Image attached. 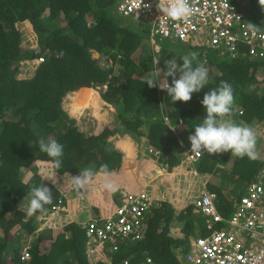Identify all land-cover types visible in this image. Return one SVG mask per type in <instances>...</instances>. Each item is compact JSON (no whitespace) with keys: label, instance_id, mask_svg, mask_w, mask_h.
Listing matches in <instances>:
<instances>
[{"label":"trees","instance_id":"obj_1","mask_svg":"<svg viewBox=\"0 0 264 264\" xmlns=\"http://www.w3.org/2000/svg\"><path fill=\"white\" fill-rule=\"evenodd\" d=\"M235 1L247 13L253 12L252 18L264 28V10L258 0ZM115 2L0 0V264H8L7 237L29 218L19 206L22 201L27 205L32 187L44 185L51 190L53 201L44 206L47 211L63 196L59 184L67 175L72 178L85 168L97 174L103 164L108 165L111 173L120 169L125 156L113 145L114 134L127 133L138 143L144 141L147 151L158 150L160 162L169 166L179 164L178 138L169 125L173 127L183 118L187 106L195 102L191 99L173 104L158 85L148 87L144 76L155 68L154 57L160 58L156 67L166 70V60L172 59L180 66L184 55L198 53V61L208 69L209 79L203 94L217 88L221 81H227L233 88L231 115L223 119L245 125L264 123V60L252 57L242 46L232 56L227 51L220 53L218 47L194 46L190 41L168 38L156 39L155 50L156 45L149 41V25L145 26L143 19L119 15ZM21 23L30 26L34 34L32 44L23 42ZM139 49L135 59L133 55ZM95 52L109 54L111 61L106 69L93 58ZM37 57H44V61L36 66L32 77H17L18 63ZM114 66L119 68V74L112 75L103 87V76L112 74ZM259 72H262L261 78ZM167 79L171 84L172 77ZM81 87L95 88L102 107L115 109L110 122L91 134L80 129L62 108L67 94L76 91L72 99H82L87 88ZM84 101L78 107L85 105ZM158 107L162 112L155 111ZM164 118L167 120L164 129L149 123ZM203 119L200 117L199 122ZM147 122L149 127L145 131L143 126ZM40 138L46 142L55 139L64 146L59 169L39 150ZM231 156L230 152H202L193 165L198 166L195 169L201 175L212 174L216 171L214 166L224 167ZM235 161L234 168L250 172V179L246 174L242 176L248 181L254 180L264 167V156L255 160L237 157ZM38 163L46 165L55 179H50L49 172L42 171ZM207 186L216 193L219 212L229 217L235 198L220 186ZM175 221L182 223L177 233L171 226ZM194 224L191 205L177 209L163 200L157 202L144 220L143 238L123 244L120 250L109 254L108 262L88 261L84 232L76 223H71L53 242L43 239L38 248L30 250L28 260L20 264H118L126 258L135 263L146 255L159 264H180L189 249Z\"/></svg>","mask_w":264,"mask_h":264},{"label":"built area","instance_id":"obj_2","mask_svg":"<svg viewBox=\"0 0 264 264\" xmlns=\"http://www.w3.org/2000/svg\"><path fill=\"white\" fill-rule=\"evenodd\" d=\"M190 2L195 12L187 21L163 18V13L157 8L158 0H116L115 9L121 16L143 19L148 23L151 44L156 45V39L166 38L190 41L194 46H222L232 56L242 46L252 57L264 60V28L248 16L235 0ZM248 23L256 25L257 29L251 31ZM157 48L156 45L155 50ZM104 53L105 60L110 63L109 54ZM39 61L43 58L40 57ZM190 148V143L183 144L182 157L193 167L202 153H191ZM148 152L162 172H166L165 165L159 161L160 152L154 149ZM122 164L128 168L131 166L130 171L134 169L133 160L126 155ZM190 172L198 175L194 168ZM119 193L121 201L111 212L90 218L80 225L89 254L98 255L104 246L117 251L121 243L135 242L144 236L143 222L156 206V197L147 190L146 184L121 188ZM215 201L216 193L204 183L192 205L193 212L205 218V228L201 234L189 238V249L180 264H264V167L254 180L246 184L245 193L236 197L229 217H224L217 210ZM50 211L54 214L66 211L64 196L58 198ZM29 257L30 250L25 248L20 260L26 261ZM121 264L130 263L125 259ZM136 264L159 263L146 255Z\"/></svg>","mask_w":264,"mask_h":264},{"label":"crops","instance_id":"obj_3","mask_svg":"<svg viewBox=\"0 0 264 264\" xmlns=\"http://www.w3.org/2000/svg\"><path fill=\"white\" fill-rule=\"evenodd\" d=\"M94 59L97 61L96 57ZM101 68L104 69V67ZM106 80H108L107 73H105L101 82ZM81 88H88L82 99L76 102L72 99L71 94H67L63 97L62 108L67 112L69 117L76 120L78 127L81 125L82 130L91 134L96 132L100 125H106L110 122L111 112H115V109L113 107L105 109L101 108L98 104V96L100 94L93 87ZM204 89L205 88L201 89L199 92L200 96H198V93L197 95L194 93L192 94V100L193 103H195L194 105L191 104L190 106H187L183 118L179 119L181 122L178 121L174 127L168 124L169 129L175 131L178 138L180 157L178 165L169 166L167 163L163 162L166 167V172H162L161 167L150 158V154H148L146 150L144 141L138 143L127 133L122 135L118 133L114 134L111 136L113 145L115 148L119 149L124 156L126 155V157L133 160L134 167V169L130 171L131 166L128 168L122 164L117 172L112 173V178L115 180L118 190L115 192L105 190L102 187L104 182L102 174L98 173L94 176L93 181L88 184L85 189L80 191L73 188L71 184L72 178L70 176L67 175L65 178H62V182L59 185L65 198L66 211L54 214L47 210L43 213L38 212L33 216H29L23 226L16 229L7 237L6 262L8 264H20V256L25 248L34 250L40 246L39 244L43 239H48L50 242H53L56 235L65 231L67 226L71 223H76L78 225L84 223L90 218L99 217L111 212L121 201V195L119 193V189L121 188H130L146 184L147 190L152 195L154 194L157 196L156 198L161 200L167 199V201L171 202L173 205L175 204L174 206L177 208V206L182 207L187 203L191 204L200 194L201 187L204 183L207 184L208 182V184L219 185L217 179L219 182L221 181V173L218 174L219 172H217V170L214 171V174H205L202 175L203 177L199 175V177L201 176L200 181L202 182L196 183L190 188L192 194H189L188 199L185 200L190 190L187 189V186L189 187L191 185L189 179L191 175L188 169L185 170V166L183 167L179 165L185 161L182 157L183 144L190 143L188 137L194 132V127L200 123V117L202 119L205 114V110L200 103L203 99ZM75 92L76 91H74L73 94ZM83 100H85L84 102L86 104L78 107V104L83 102ZM155 111L162 112V109L158 107ZM80 121H82V123H79ZM149 123L156 124L164 129V125L167 124V121L164 119H154ZM149 123L147 122L144 124L143 130L147 131ZM234 123L242 125L238 122ZM254 126H256L253 128L254 131L262 135L261 140L264 142V127H261L260 124L258 126L255 124ZM258 140H260V138H258ZM259 156H264V150L261 148ZM40 167H43L44 170L47 169V166L44 164H40ZM188 167L190 168L191 166L187 165V168ZM224 167L221 166L220 168ZM233 189L234 188L231 187V190ZM97 254L99 255H96L95 253L89 254V256H87L88 261L90 263H96L99 260L106 261L109 257L106 249Z\"/></svg>","mask_w":264,"mask_h":264},{"label":"clouds","instance_id":"obj_4","mask_svg":"<svg viewBox=\"0 0 264 264\" xmlns=\"http://www.w3.org/2000/svg\"><path fill=\"white\" fill-rule=\"evenodd\" d=\"M258 2L261 6V9L264 10V0H258ZM144 6L148 7V5ZM157 8L160 12L163 13V18H167L173 21H187L189 17H191L195 12V9L190 0H158ZM248 28L251 31H255L257 29V26L252 23H248ZM39 58L40 57L23 61H32L34 64L36 63L35 65L37 66L44 61V57H42L43 61H39ZM197 58L198 53L196 52L184 55L182 57L183 63L180 66H178L174 60L169 59L165 61L166 70H161L156 67L159 64L160 58L154 57L153 63L155 65V68L149 70L145 74V83L149 88L157 87V78L161 77L162 79H160L159 82L160 88H158L167 92V96L171 97L173 104H175L177 101L189 102L192 99V94L199 93L201 89H203L208 83V69L203 63L199 62ZM194 62H196L195 67H193ZM104 69H106V66L104 67ZM177 74H179L178 79L176 78ZM168 77H172L171 84L168 83ZM106 82H108V80H106ZM101 85L103 86V83H101ZM200 103L202 104L206 115L204 116L202 122L194 127V132L188 137L191 145V153L200 155L202 152H207L208 154L230 152L232 156H236L239 158H244L245 156H247L251 160H255L258 158V153L255 150L257 135L254 129L250 126L238 125L231 120L223 119L225 116L231 115L232 105L234 103L233 88L227 81H221L220 85L217 88L207 91L203 95V99L200 101ZM160 105H162V103ZM164 120H166V118H164ZM179 122H181V120ZM37 143L39 150L42 153L47 154V156L51 158L53 167L59 169L62 165L61 157L64 155V146L57 142L55 139H50L46 142L45 139L40 138ZM148 154L150 153L148 152ZM42 168L43 167H40V169L42 171H45V173H48L50 171V169L44 170V168ZM98 174H102V178L104 181L102 187L105 190L110 192H115L118 190V186L115 180L112 178L113 174L109 171L107 164L101 165L100 172ZM94 175L97 174H94L92 169L85 168L83 170H80L78 175L72 176L71 184L75 190H83L88 184L93 181ZM48 177L50 179H55V175H53V172H49ZM55 181L57 182V180ZM156 200L157 202H160L161 199L156 198ZM52 201L53 195L51 190L48 187L41 185L39 187L31 188L27 205H25L22 201L19 208L23 209L26 215L33 216L37 212L43 213L44 211H46L44 206L51 204ZM187 205L192 206L193 212L192 203ZM187 205H185L184 207H186ZM193 214H197L198 216L203 217V215L198 213L193 212ZM81 224L82 223L78 224V226H80ZM204 228L201 229V233L203 232ZM191 236L195 235L191 234L189 238ZM125 243L130 242L121 243L118 249L120 250L121 246ZM104 249L107 250L108 255L117 252L109 250L107 246H104L102 248V250ZM86 253L87 256H89L87 249ZM109 257L106 261H99L108 262ZM126 259L130 264H136L140 260L139 259L135 263H132L130 259ZM124 260L125 259H123L118 264H121Z\"/></svg>","mask_w":264,"mask_h":264},{"label":"rangeland","instance_id":"obj_5","mask_svg":"<svg viewBox=\"0 0 264 264\" xmlns=\"http://www.w3.org/2000/svg\"><path fill=\"white\" fill-rule=\"evenodd\" d=\"M111 10H112V8H111ZM115 11H116V9H115ZM248 12L251 14L250 15L249 13H247L248 16H250L252 18V16H254L253 12H251V11H248ZM148 25H149L148 23H145V26H148ZM19 30L22 33L23 42L31 43V44L34 42V34L30 30V26L28 24L21 23L19 25ZM149 41L151 42V38H149ZM217 51H219L220 53L222 51L224 52V48L221 46V47L217 48ZM136 52L137 53H134L133 56L135 57V59H138L136 57L139 56L140 49L138 51H136ZM104 56H105V53H96V52L93 53V57L94 58L96 57V59L98 61V64H100L101 67H105L108 64V61L105 60ZM18 64H19V70H18L19 72L17 74V77H19V78H28L30 75L32 76V74L34 72V69H35V66H36L35 65L36 63L34 64L32 61H21ZM114 74H119V68L118 67L114 66V68L112 70V74L108 75V80ZM258 77L259 78L262 77V72L258 73ZM160 79H162V78L161 77L157 78L158 87H159ZM103 84H107V82L104 81ZM95 95L98 96L97 94H95ZM99 96H98V99H99ZM98 104L100 105L101 108L105 109V107H102L100 102H98ZM79 123H82V121H80ZM242 125H245V124H242ZM256 125L258 126L259 124H256ZM260 125H261V127H264V123H262ZM249 126L252 127V128L256 127L254 125H249ZM79 127L82 129L81 125ZM256 135H257V139H256L255 150H256V152L258 153V156H259L260 148L262 150H264V142L261 140V138H262L261 134L256 133ZM258 138H260V140H258ZM229 159L230 160H234V161H227V164L225 165L224 168H220V167H218V165L214 166V170H217V172H219L218 174L221 173V177H220L221 181L219 182V180L217 179L219 185H216V186H220V188H222L225 192H227L228 195H230V196H232V197H234L236 199V197L242 196L245 193V187H246V184L248 182H250V181H248V179L251 178V175H250L249 171H244L243 168H234V165H235V162H236L235 160L237 159L236 156H231V158H229ZM186 163L187 162L184 161L179 166H183V167L185 166V170H187V169L189 170V173L191 175L190 178H189L190 182H191V185L189 187L187 186V189H190L196 183L202 182V181H200L201 180L200 177L202 175L201 174L194 175L192 172H190V170H193L194 167L198 168V166L196 164L194 165V167H192L191 164H188V163L186 164ZM187 165L191 166V167L187 168ZM226 166H228V167H226ZM177 171H179V170H177ZM214 173L215 172L213 171L212 174H214ZM244 174L249 176L248 179H245V178L242 177V176H245ZM199 175H201V176L199 177ZM207 184H208V182H207ZM231 187H233L234 189L231 190ZM189 194H192V190L191 189L189 190V193L186 196L185 200L188 199ZM154 197H157V196L154 195ZM160 201H162V200H160ZM187 204H189V203H187ZM184 206H182V207L177 206V209L183 208ZM231 211H232V209H231ZM195 216H196L195 217V224H194L195 228L193 229L192 234L193 235H198V234H200L201 229L204 228L205 222H204V218L202 216H198L197 214H195ZM181 225H182V223L181 222H177V221H175L174 223L171 224L172 230L174 231V233L178 232V230L181 228Z\"/></svg>","mask_w":264,"mask_h":264},{"label":"bare ground","instance_id":"obj_6","mask_svg":"<svg viewBox=\"0 0 264 264\" xmlns=\"http://www.w3.org/2000/svg\"><path fill=\"white\" fill-rule=\"evenodd\" d=\"M87 89H88V88H87ZM87 89H86V90H87ZM83 96H84V95H83ZM74 101H75V100H74ZM76 102H78V101H76Z\"/></svg>","mask_w":264,"mask_h":264}]
</instances>
